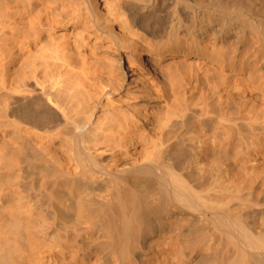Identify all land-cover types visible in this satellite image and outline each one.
Listing matches in <instances>:
<instances>
[{
	"label": "bare ground",
	"instance_id": "obj_1",
	"mask_svg": "<svg viewBox=\"0 0 264 264\" xmlns=\"http://www.w3.org/2000/svg\"><path fill=\"white\" fill-rule=\"evenodd\" d=\"M0 264H264V0H0Z\"/></svg>",
	"mask_w": 264,
	"mask_h": 264
}]
</instances>
